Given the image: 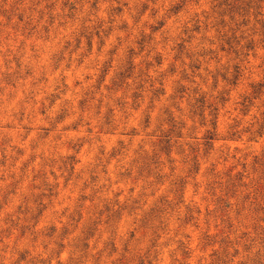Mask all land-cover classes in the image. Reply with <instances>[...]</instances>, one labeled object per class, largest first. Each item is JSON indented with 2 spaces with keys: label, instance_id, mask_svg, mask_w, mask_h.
Segmentation results:
<instances>
[{
  "label": "rangeland",
  "instance_id": "1",
  "mask_svg": "<svg viewBox=\"0 0 264 264\" xmlns=\"http://www.w3.org/2000/svg\"><path fill=\"white\" fill-rule=\"evenodd\" d=\"M0 264H264V0H0Z\"/></svg>",
  "mask_w": 264,
  "mask_h": 264
}]
</instances>
